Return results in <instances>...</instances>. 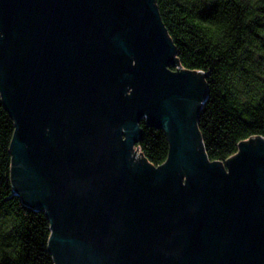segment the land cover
I'll return each instance as SVG.
<instances>
[{
	"label": "water",
	"instance_id": "water-1",
	"mask_svg": "<svg viewBox=\"0 0 264 264\" xmlns=\"http://www.w3.org/2000/svg\"><path fill=\"white\" fill-rule=\"evenodd\" d=\"M179 64L155 0H0L12 184L55 264H264V138L211 161L206 75ZM143 121L168 135L159 167Z\"/></svg>",
	"mask_w": 264,
	"mask_h": 264
},
{
	"label": "trees",
	"instance_id": "trees-1",
	"mask_svg": "<svg viewBox=\"0 0 264 264\" xmlns=\"http://www.w3.org/2000/svg\"><path fill=\"white\" fill-rule=\"evenodd\" d=\"M179 67L206 75L198 118L203 148L225 163L242 141L264 138V0H155ZM176 69V68H174ZM136 149L154 166L168 158L164 128L140 123ZM15 122L0 93V264H55L50 221L26 206L12 184Z\"/></svg>",
	"mask_w": 264,
	"mask_h": 264
},
{
	"label": "rangeland",
	"instance_id": "rangeland-1",
	"mask_svg": "<svg viewBox=\"0 0 264 264\" xmlns=\"http://www.w3.org/2000/svg\"><path fill=\"white\" fill-rule=\"evenodd\" d=\"M137 152H139V151L137 150Z\"/></svg>",
	"mask_w": 264,
	"mask_h": 264
}]
</instances>
